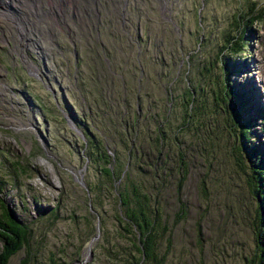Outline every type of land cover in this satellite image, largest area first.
<instances>
[{
  "label": "rangeland",
  "instance_id": "obj_1",
  "mask_svg": "<svg viewBox=\"0 0 264 264\" xmlns=\"http://www.w3.org/2000/svg\"><path fill=\"white\" fill-rule=\"evenodd\" d=\"M111 1L9 0L19 23L0 20V197L30 226L33 264H46L49 249L63 264L84 258V239L95 228V215L77 179L94 182L97 173L81 156V122L75 114L96 137L105 138L110 154L115 148L124 159L121 142H128L133 130L127 135L120 131L118 113L125 107L128 117L136 109L147 115L134 144L150 150L156 142L147 134L154 136L165 109L167 84L174 102L162 124L166 140L156 163L159 170L170 172L157 189L167 226L164 236H170V241L161 236L164 264H250L255 200L236 163L230 121L220 109L224 104H213L209 86L221 77L214 58L228 32L235 30L233 18L245 20L252 8L264 10V0H127L125 20L119 11L118 16L111 10L103 14L102 6ZM251 27L227 80L232 102L242 100L236 108L239 116L252 117L251 138L264 141V120L259 117L264 112V14ZM191 51V72L185 73L184 59ZM200 61L211 62L208 72L192 69ZM184 75L205 84V107L177 130L184 111ZM178 170L186 171L181 181ZM56 202L61 215L49 223L40 210ZM72 209L76 220L62 216ZM98 209L102 232L80 264H101L100 244L114 235L111 201L103 197ZM23 254L21 247L8 264H21Z\"/></svg>",
  "mask_w": 264,
  "mask_h": 264
},
{
  "label": "trees",
  "instance_id": "obj_2",
  "mask_svg": "<svg viewBox=\"0 0 264 264\" xmlns=\"http://www.w3.org/2000/svg\"><path fill=\"white\" fill-rule=\"evenodd\" d=\"M263 14L264 10L254 11L252 8L245 16V20L239 19L238 15L233 18L235 30L231 33L228 32L224 41L218 46L214 58L221 68V77L215 80L214 87L209 86V90L213 94V104L219 102L224 104L220 105V109L225 110L230 121L228 125L229 132L234 141H237L236 144L233 141V148L237 153L236 163L244 173L248 190L255 200L251 219L254 247L249 257L250 264H264V141H253L251 138L253 137V132L250 130L252 117L241 118L239 116L236 108L242 100L237 98L235 103L232 102L233 91L229 86L227 76L234 69L236 60L241 57L240 55L246 47V42L242 39L253 31L251 27L253 21L260 19ZM196 51L197 53L200 52V44L195 49ZM194 54V51H191L184 59V69L186 71H183L185 73L191 72V60ZM210 64V61L206 63L200 61V63H195L192 69H198L204 74V72L210 70ZM175 75L171 76L172 81L177 79ZM184 78L187 82L181 93L184 111L181 122L176 125L177 130L188 126L199 113L203 112L205 107V99L203 98L206 94L205 84L193 82L186 75H184ZM171 91L170 85L167 84L165 109L163 113L158 115L159 120L153 129L154 136L147 134V137L154 139L156 142L153 147H150V150L147 147L134 144L135 138L139 136L137 135L138 125H141L147 115L141 114V111L136 109L134 114L128 117L124 112L125 107L118 113L116 120L118 126H120V131L127 135L129 128L133 130V135L128 137L129 141L123 139L121 142L126 149L124 159L115 152V148L113 154H110L105 138L102 140L96 137L87 122L76 114L74 116L75 119L80 120L78 122H81L79 123V130L83 137L80 136V148L83 151L81 156H84L87 166L91 164L95 166L97 173V179L94 182L84 181L87 208L95 215V226L96 216L98 218V231L96 227L89 231L86 234L85 241H89L97 232V238L100 236L103 219L98 209V203L101 199L103 197L107 198L114 208L116 227L114 235L103 238L104 240L100 244L104 251V259L101 264H164L165 251L161 252L159 246L161 236H164L167 226L164 218L161 217L160 198L157 189L162 185L165 175L170 172L164 167L159 170L156 163L162 156L161 146L166 140L162 124L168 121L167 114L172 102H174ZM241 94L240 92L239 95ZM259 109L261 110V107ZM259 117L264 120L263 111H260ZM235 127L238 129L237 132L234 130ZM153 148H156L155 152L152 150ZM134 163L136 169L132 170ZM143 163L146 164L149 171L143 170ZM181 163H183V159L182 156H179V169ZM178 171V180L181 181V176L184 178L186 171L184 170L185 173ZM181 211L182 208H179L177 214ZM44 212L47 213L46 219L49 223L55 222L61 215L59 202H56L52 207H45L40 210V213ZM62 216L70 217L68 219L71 221L77 219L72 218L76 216L73 209L68 215L63 214ZM31 232L30 226L21 218H18L13 208L4 203L0 197V264H8L9 257L21 247L24 249V254L20 259V263H34L35 251L32 250L30 244ZM164 239L170 241V236L166 235ZM62 250L64 249L60 248V251ZM75 259L76 261L81 260L78 257ZM46 264H63V262L59 261V256H57L54 249H49ZM84 264L90 263L85 262Z\"/></svg>",
  "mask_w": 264,
  "mask_h": 264
},
{
  "label": "flooded vegetation",
  "instance_id": "obj_3",
  "mask_svg": "<svg viewBox=\"0 0 264 264\" xmlns=\"http://www.w3.org/2000/svg\"><path fill=\"white\" fill-rule=\"evenodd\" d=\"M5 1H7V5H5V7L8 9L11 8L16 14H18L16 11L17 9L14 8L12 5H10L9 0H5ZM126 2H127V0H122V1L113 0V1H111V4H107V6H102V12L104 14L105 12H108L111 10L113 13L115 12L116 16H118L117 12L119 11L121 18L125 20L124 15H125V13H128V9L126 8ZM109 5H111V6L108 7ZM111 7H113V10L110 9Z\"/></svg>",
  "mask_w": 264,
  "mask_h": 264
},
{
  "label": "bare ground",
  "instance_id": "obj_4",
  "mask_svg": "<svg viewBox=\"0 0 264 264\" xmlns=\"http://www.w3.org/2000/svg\"><path fill=\"white\" fill-rule=\"evenodd\" d=\"M5 0H0V20L3 19H11L12 21L19 23L18 15L10 8H6L5 5L3 6ZM20 28V27H19Z\"/></svg>",
  "mask_w": 264,
  "mask_h": 264
},
{
  "label": "water",
  "instance_id": "obj_5",
  "mask_svg": "<svg viewBox=\"0 0 264 264\" xmlns=\"http://www.w3.org/2000/svg\"><path fill=\"white\" fill-rule=\"evenodd\" d=\"M79 133H80V136L82 137V133H81V131H79ZM82 138H83V137H82ZM77 180H78V182H79L83 187H85V183H84L83 180H81V179H77ZM95 227H96V230L98 231V218H97V216H96V226H95ZM97 235H98V232H97L95 235H93V236L89 239V241H88V243H87V245H86V250H87V252H86L84 258H81V260H77V261H75V262H72L71 264H80L81 262H83V261L86 260L87 254H89V253L91 252L90 243H91V241H92L94 238L97 237Z\"/></svg>",
  "mask_w": 264,
  "mask_h": 264
}]
</instances>
